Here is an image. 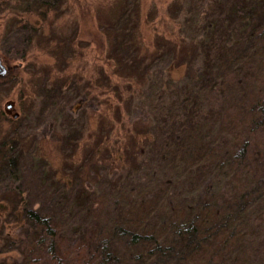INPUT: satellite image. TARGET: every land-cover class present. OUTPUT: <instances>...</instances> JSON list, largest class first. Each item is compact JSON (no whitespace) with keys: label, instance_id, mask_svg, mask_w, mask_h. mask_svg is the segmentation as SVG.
Listing matches in <instances>:
<instances>
[{"label":"rangeland","instance_id":"rangeland-1","mask_svg":"<svg viewBox=\"0 0 264 264\" xmlns=\"http://www.w3.org/2000/svg\"><path fill=\"white\" fill-rule=\"evenodd\" d=\"M244 3L256 12L236 13ZM38 4H49L45 19L32 11ZM240 19L263 22L264 0H0V247L13 242L5 235L16 227L12 207L66 213L78 231L91 205L113 215L104 193L113 196L137 178L157 148L155 124L128 119L144 90L160 69L163 89L176 84L173 67L186 63L193 72L215 25L241 39L243 29L231 32ZM134 32L139 51L132 44L119 51L110 40ZM8 36L19 49L9 63L2 45ZM175 36L177 48L164 42ZM12 67L17 73L3 82Z\"/></svg>","mask_w":264,"mask_h":264},{"label":"trees","instance_id":"trees-1","mask_svg":"<svg viewBox=\"0 0 264 264\" xmlns=\"http://www.w3.org/2000/svg\"><path fill=\"white\" fill-rule=\"evenodd\" d=\"M253 5L235 12L255 13ZM47 6L32 11L45 19ZM249 21L240 19L231 31L243 29L241 39L215 25L192 76L181 63L170 70L174 87L163 89L160 69L156 84L144 90L128 119L154 123L157 148L137 178L113 196L104 193L113 215L91 205L78 231L66 213L12 207L16 227L5 235L13 242L0 247V264H264V21ZM132 34L127 43L121 34L107 37L119 51L122 44L139 51L141 37ZM11 39L2 44L8 63L19 58ZM169 39L164 42L181 45L176 36ZM42 128L51 133L50 123Z\"/></svg>","mask_w":264,"mask_h":264},{"label":"water","instance_id":"water-1","mask_svg":"<svg viewBox=\"0 0 264 264\" xmlns=\"http://www.w3.org/2000/svg\"><path fill=\"white\" fill-rule=\"evenodd\" d=\"M5 73H6V70H4V71L2 72V75L4 76V75H5Z\"/></svg>","mask_w":264,"mask_h":264}]
</instances>
